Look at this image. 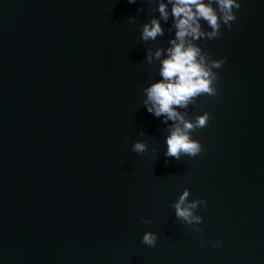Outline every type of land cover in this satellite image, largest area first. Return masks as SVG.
<instances>
[{"label":"water","instance_id":"1","mask_svg":"<svg viewBox=\"0 0 264 264\" xmlns=\"http://www.w3.org/2000/svg\"><path fill=\"white\" fill-rule=\"evenodd\" d=\"M0 264H264V0H0Z\"/></svg>","mask_w":264,"mask_h":264}]
</instances>
